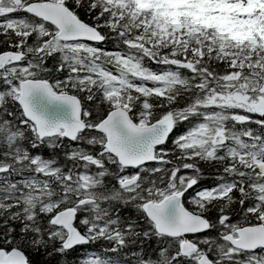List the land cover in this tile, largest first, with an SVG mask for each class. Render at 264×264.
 <instances>
[{
  "label": "snow or ice",
  "instance_id": "6c2138e0",
  "mask_svg": "<svg viewBox=\"0 0 264 264\" xmlns=\"http://www.w3.org/2000/svg\"><path fill=\"white\" fill-rule=\"evenodd\" d=\"M0 264H264V0H0Z\"/></svg>",
  "mask_w": 264,
  "mask_h": 264
}]
</instances>
